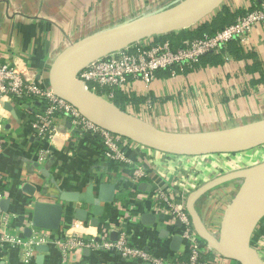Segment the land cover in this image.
<instances>
[{"label":"crops","instance_id":"1","mask_svg":"<svg viewBox=\"0 0 264 264\" xmlns=\"http://www.w3.org/2000/svg\"><path fill=\"white\" fill-rule=\"evenodd\" d=\"M174 1L177 0H0V62L21 60L38 83L47 84V70L53 57L69 42ZM225 3L233 11L252 7L254 1L225 0ZM178 31H174L173 37L164 34L161 36L165 37L156 40L149 37L137 44L169 42L172 47ZM243 48L256 51L264 63V22L253 29ZM245 64V60L229 58L223 65L188 73H183L186 65L174 66L158 71L148 85L129 79L124 93L141 99L129 112L158 128L183 132L220 129L264 117V85L247 88L250 75L243 70ZM9 104L11 109L5 106L0 109L3 141L0 213L12 214L8 223L11 233L35 243L31 253H27L29 246L1 245L0 264H138L92 248L72 251L63 258L53 240L63 236L76 222L81 223L73 226L78 234L95 237L102 233L115 240L124 232L131 244L162 257L173 258L186 249L184 241L177 250L171 249V237L177 234L178 223L168 212L153 210L152 194L157 184L162 183L170 185L168 193L186 201L189 191L180 185L183 176L195 173L203 183L218 175L215 168L218 163L214 160L217 156L170 158L147 147L124 145L134 164L142 163L147 172V177L135 184L132 181L135 165L106 157L97 135L74 128L67 117H58L59 134L50 144L42 142L31 126V103L16 99ZM42 144H49L51 153L40 162L36 153ZM102 184L115 185V193L111 202L103 203L96 225L90 222L93 218L90 205L60 200L63 193L85 192L90 186L96 195ZM37 200L63 206L57 229L32 226L33 204ZM205 205H200L198 211L206 224H214L219 214L217 203L209 210ZM84 209L85 220L74 217L76 211ZM146 213L155 214L153 223L142 219ZM43 234L47 240L39 242L37 236Z\"/></svg>","mask_w":264,"mask_h":264},{"label":"water","instance_id":"2","mask_svg":"<svg viewBox=\"0 0 264 264\" xmlns=\"http://www.w3.org/2000/svg\"><path fill=\"white\" fill-rule=\"evenodd\" d=\"M224 2L177 0L86 34L69 42L53 57L47 70V84L90 122L155 151L178 156H204L234 154L260 147L264 145V117L220 129L164 130L88 90L77 78L93 60L143 39L189 28ZM5 108L11 109V105L6 103ZM236 180L239 184L222 210L217 230L213 231L198 211L197 202L212 190ZM114 193L115 185L102 184L96 195L90 186L85 192L63 193L60 200L90 205L93 214L90 222L96 225L97 217L103 212V203L111 202ZM185 206L195 233L209 249L237 264H264L252 245L255 229L264 218V160L220 173L201 183L188 193ZM62 213L61 204L37 200L33 204L32 226L55 230L60 225ZM86 213L85 209L78 210L74 217L85 220ZM142 219L153 223L155 214L146 213ZM181 241L179 235H172L171 249L177 250Z\"/></svg>","mask_w":264,"mask_h":264},{"label":"built area","instance_id":"3","mask_svg":"<svg viewBox=\"0 0 264 264\" xmlns=\"http://www.w3.org/2000/svg\"><path fill=\"white\" fill-rule=\"evenodd\" d=\"M263 22L264 1L253 9L246 11L243 15L238 16L234 22L225 25L213 35L183 40L181 45L176 48H172L169 42L149 46H138L137 43H134L124 49L93 60L78 73L77 78L82 81L85 88L110 100V97L113 96V89L125 90L129 79L140 80L148 85L155 79L158 71L196 63L201 56L207 52L218 50L228 41L238 40L242 46L247 44L253 29ZM227 59L228 57H226ZM31 72L32 70L21 60L0 62V109H3L6 103L16 99H26L31 103V126L42 142L46 141L50 144L54 137L59 134L56 126L57 118L67 117L74 128L97 135L100 138L106 157L114 161L134 164L131 157L125 153L123 146L126 145L132 148H144V146L90 122L74 106L58 97L48 84L38 83ZM2 144L3 141L0 138V149ZM49 144H42L38 147L36 153L38 161L43 162L50 155ZM159 153L170 158L179 157L163 152ZM183 157L201 158L208 156ZM134 165L132 181L137 184L147 177V172L142 163ZM221 169L224 168L221 167ZM223 172L226 171L218 174ZM194 174L183 176L180 183L182 189L190 192L201 184L200 179ZM169 186L162 183L157 184L152 199L155 212L164 210L171 215L173 221L178 223L177 235L185 242L186 249L173 258L158 256L143 247L131 244L124 232H120L115 240H110L102 233H97L95 237L78 234L73 230V226L78 227L81 225L78 222L74 223L63 236L53 241L57 243L63 258H66L72 251L92 248L104 250L111 257H120L138 264H237L235 261L224 258L209 249L197 236L186 211L184 198L178 200L173 194L168 193L166 189ZM2 196L0 186V200ZM230 197V195L227 198L223 197L222 201L218 203V212L216 211L217 214L219 213L218 219L214 221V224H207L211 230H217L222 210ZM11 216L10 213H0V246L5 243L18 245L19 247L29 246L27 253H31L30 250H34L35 242H27L8 230ZM37 239L39 242L46 241L47 236L44 234L38 235ZM252 245L264 262V218L255 229Z\"/></svg>","mask_w":264,"mask_h":264},{"label":"trees","instance_id":"4","mask_svg":"<svg viewBox=\"0 0 264 264\" xmlns=\"http://www.w3.org/2000/svg\"><path fill=\"white\" fill-rule=\"evenodd\" d=\"M253 1L254 4L252 7H249L247 9L237 8L233 11L229 8V6L225 2L222 3L217 10H215L213 13L202 19L200 22L194 24L193 26H190L189 28H185L178 31L179 34L177 35V37L179 36L178 38H181V40L179 41L177 37L176 39H173L172 48H176L180 46L182 41L186 39L192 40L196 38H201L204 35H213L216 31L220 30L225 25L234 22L238 16L243 15L246 11L253 9L261 2V1L258 2L257 0H253ZM174 35L175 32L166 34L167 37H173ZM161 37H165V36H161V35L152 36V38L155 40ZM137 45L143 46L139 44ZM226 57H228V59L233 58L235 60L246 61L243 70L245 73L250 75L247 88L264 85V63L261 61L256 51L254 50L245 51L243 46L239 43L238 40L228 41L227 43H225L224 46H222L218 50L207 52L206 54L200 57L198 62L193 63L191 65H186L183 69V73H188L190 71L205 68L207 66L212 67V66L223 65L224 61H226ZM176 72H179L177 68H176ZM110 101H112L114 104H116L117 106H119L124 110L131 111V109L134 110V106L136 105V103L138 104V102L141 101V99L134 97L132 95L130 96L127 93H124L123 90L115 88L113 89V96L110 97ZM236 154L237 153L212 154V155L232 156ZM203 197L204 196H202L197 202L196 206L198 210L200 208Z\"/></svg>","mask_w":264,"mask_h":264},{"label":"rangeland","instance_id":"5","mask_svg":"<svg viewBox=\"0 0 264 264\" xmlns=\"http://www.w3.org/2000/svg\"><path fill=\"white\" fill-rule=\"evenodd\" d=\"M123 3H125V2H123ZM132 17H134V16H132ZM144 149H145V147H144ZM174 156H178V155H174ZM207 156L213 157L212 154L207 155ZM179 157H183V156H179ZM208 157H206V158H208ZM175 158H177V157H175ZM183 158H185V157H183ZM214 160H215V162L218 163L215 166V168H218V172L229 171V170L236 169V168H242V167L250 166L254 163H257L259 161L264 160V145L257 147V148H254L252 150L237 153L236 155H232V156H225V155L217 156V157H215ZM209 167H210L209 165H206V168H209ZM221 167L224 169H221ZM238 184H239V181L236 180V181L231 182L228 185H223L224 187H226V189H224L223 186H220V187L212 190L211 192H209L208 194H206L203 197L201 205L203 206V204H206L205 205L206 210L211 209V207L215 206L216 203L218 205V203L222 201L221 199L223 197L227 198L229 195H231L232 192L234 191L233 189H236ZM217 205H216V208H217ZM218 208H219V206H218ZM217 209H216V211H217Z\"/></svg>","mask_w":264,"mask_h":264}]
</instances>
